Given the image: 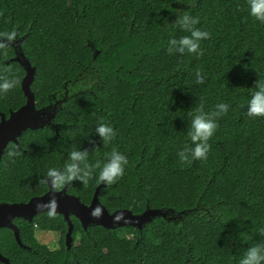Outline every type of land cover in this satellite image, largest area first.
<instances>
[{
    "label": "trees",
    "instance_id": "1",
    "mask_svg": "<svg viewBox=\"0 0 264 264\" xmlns=\"http://www.w3.org/2000/svg\"><path fill=\"white\" fill-rule=\"evenodd\" d=\"M175 8L210 33L201 41L202 55L168 51L170 39L188 34L168 23L177 18ZM17 40L37 67V107L69 93L58 129H28L19 146L7 149L0 202L42 195L48 170H62L74 149H88L86 163L94 165L116 148L129 163L122 178L100 191L110 211L197 210L200 216L185 220L183 214L181 225L157 217L142 232L133 226L85 230L73 217L74 243H80L69 251L64 216L44 213L20 223L32 249L21 248L10 229L0 230V248L12 264H239L249 245L264 244V117L247 115L256 82H264V23L249 15L246 0H191V6L176 0H0V82H15L0 93V122L26 103V71L11 60L16 50L10 43ZM196 71L206 75L204 84L195 83ZM219 103L229 111L216 120L207 158L182 163L178 152L191 143V119ZM102 122L117 131L107 146L94 130ZM98 171L87 183L70 182L69 192L91 203L102 183ZM36 227L58 232L61 247L40 245Z\"/></svg>",
    "mask_w": 264,
    "mask_h": 264
},
{
    "label": "clouds",
    "instance_id": "2",
    "mask_svg": "<svg viewBox=\"0 0 264 264\" xmlns=\"http://www.w3.org/2000/svg\"><path fill=\"white\" fill-rule=\"evenodd\" d=\"M177 3H187L191 6V0H176ZM248 13L255 20L264 23V0H246ZM173 11L177 14V18L174 21L168 23L174 27L179 28L181 31L188 33L180 38L170 39L168 51L202 55L201 41L208 39L210 33L206 30H202L197 27L199 19L192 16L187 11H181L175 8ZM14 33L9 34L8 39H12ZM206 75L200 71L195 72V83L202 85L205 83ZM14 81L9 82L4 80L0 82V93H6L14 86ZM255 91L251 94V98L247 104V115L249 117H264V82L260 79L256 82ZM66 90L68 95L69 91ZM229 111V105L226 103H219L215 106V111L211 113H203L195 115L190 121V128L188 136L190 138V144H186L183 149L178 152L180 161L191 162L193 160H204L210 151L211 145L209 141L214 136L217 130V118L227 114ZM95 133L103 142V146H107L112 143L117 135L116 129L110 124L99 123L95 127ZM97 146L94 150L98 149ZM88 149H74L68 154L70 162L66 163L62 170L50 168L47 172V178L50 183H54L57 186L64 182L80 181L87 183V180L92 176L96 169H99L97 173V181L102 182L107 186H110L122 178L125 174L126 166L129 161L125 154L116 148H112L110 154L107 155L103 163L96 162L94 165H89L86 161L89 158ZM14 155V154H12ZM55 201H49L46 204H38L37 208H48L49 216L52 217L55 210ZM92 215L99 217V209L93 210ZM120 217L117 216L116 220ZM259 233L264 235V227L259 229ZM239 264H264V244L256 243L247 247Z\"/></svg>",
    "mask_w": 264,
    "mask_h": 264
},
{
    "label": "water",
    "instance_id": "3",
    "mask_svg": "<svg viewBox=\"0 0 264 264\" xmlns=\"http://www.w3.org/2000/svg\"><path fill=\"white\" fill-rule=\"evenodd\" d=\"M14 42L10 44L15 46L16 56L11 60L20 63L26 71V76L22 82V89L26 96V103L16 111L12 110L9 116L5 113L2 114V120L0 122V163L10 143H16L19 145L20 137L28 129L37 130L49 125H54L58 129V115L61 105H63L68 99L65 91L62 95L58 94L51 96V102L49 105L42 108L37 107L36 94L32 90V85L37 75V67L32 64L21 49L19 41H16L18 42V46L15 45ZM104 186L106 185L101 183L96 188V192L90 204L84 203L77 195L70 194L68 192L69 185H66L62 190H57L53 186V183H50V189L48 192H45L40 196H35L27 202H2L0 203V229L4 227L12 229L15 233L16 239L21 245H23L19 227L15 224L14 219L23 218L32 222L39 214L49 212L48 208L38 209L37 205L46 204L47 202L54 200L56 205L54 214H62L69 225L66 234V245L68 250L71 251L74 244L73 232L75 228L73 217L80 220L85 230H88L90 226L98 225L107 229L133 226L142 232L144 227L157 217L177 220L180 223L179 225H181L183 214H186L185 220L195 219L200 216L197 213V210L181 211L178 214H174L176 213L174 210L160 208H148L142 213H134L128 208L110 211L101 201V198H99L100 191ZM96 209H99V217H94L92 215L93 210ZM171 212L173 214H171ZM117 216L120 217L119 220H116ZM0 260L5 264H11L10 260L3 257L1 253Z\"/></svg>",
    "mask_w": 264,
    "mask_h": 264
},
{
    "label": "flooded vegetation",
    "instance_id": "4",
    "mask_svg": "<svg viewBox=\"0 0 264 264\" xmlns=\"http://www.w3.org/2000/svg\"><path fill=\"white\" fill-rule=\"evenodd\" d=\"M16 45L18 46V42H17ZM68 91H69V90H68ZM68 91H67V92H68ZM44 107H45V106H44ZM25 132H26V131H25ZM21 137H22V136H21ZM21 137H20V138H21ZM11 144H12V143H10V145H11ZM10 145H9V146H10ZM16 145H17V144H16ZM18 146H19V145H18ZM8 148H9V147H8ZM8 148H7V149H8ZM20 148H21V147H20ZM6 152H7V150H6ZM6 152H5V154H6ZM5 154H4V155H5ZM1 162H2V161H1ZM0 164H1V163H0ZM45 180H46V182H47V184H48V190L46 191V192H48L49 189H50V183H49V180H48L47 177H45ZM66 185H69V188H70V182H67ZM66 185H65V186H66ZM53 186H54L55 189H57V190H62V189L65 187V186H64L63 188H58V187L56 186V184H54V183H53ZM69 188H68V192H69ZM44 193H45V192H44ZM44 193H43V194H44ZM69 193H70V194H74V193H71V192H69ZM43 194H42V195H43ZM75 195H76V194H75ZM39 196H40V195H39ZM33 197H35V196H33ZM33 197H32V198H33ZM78 197H79V196H78ZM80 198H81V197H80ZM81 200H82V199H81ZM27 201H29V200H27ZM27 201H21V202H27ZM82 201H83V200H82ZM3 202H10V201H3ZM83 202H84V201H83ZM0 203H2V202H0ZM10 203H14V202H10ZM18 203H20V202H18ZM84 203H86V202H84ZM86 204H87V203H86ZM88 204H90V203H88ZM39 215H42V214H39ZM39 215H38V216H39ZM38 216H37V217H38ZM37 217H36V218L34 219V221H32V222H29V221H27V220H25V219H23V218H15V219H14L15 224L18 225L19 230H20V235H21V239H22V243H23V245H21L17 239H16V241L18 242V244H19V246H20L21 248H25V249L30 248V249H32V247H33L32 245L26 244L25 241H23L22 234H21V228H20V223H21V221H25V222L27 221V222H29V223H33V222L36 221ZM4 228H7V227H4ZM1 229H3V228H1ZM1 229H0V230H1ZM8 229H10V228H8ZM10 230L12 231V229H10ZM38 230L40 231L41 229H40L39 227H36V236H37V234H38V233H37ZM12 232H13V231H12ZM50 232H54V233L58 234V232H56V231H50ZM13 233H14V232H13ZM58 235H59V234H58ZM14 236H15V233H14ZM15 238H16V236H15ZM37 238H38V237H37ZM37 240H38V242H39L40 245H42V246H43V245H44V246L46 245L47 247H49L50 249H52V248L49 246V244H48L47 242L45 243L44 241L42 242V241H40L39 239H37ZM65 243H66V240H65ZM79 243H80V242H75L74 245H79ZM66 246H67V245H66ZM60 247H61V242L59 243V247H58V248H55V249H52V250H57V249H59ZM67 249H68V248H67ZM0 253L2 254L3 257L8 258V259L10 260V262H11L10 257L7 256V255L1 250V248H0ZM0 263H1V264H5V263H4L3 261H1V260H0ZM11 264H12V262H11Z\"/></svg>",
    "mask_w": 264,
    "mask_h": 264
},
{
    "label": "rangeland",
    "instance_id": "5",
    "mask_svg": "<svg viewBox=\"0 0 264 264\" xmlns=\"http://www.w3.org/2000/svg\"><path fill=\"white\" fill-rule=\"evenodd\" d=\"M37 233H38L37 234L38 239L42 242L43 241L45 243L47 242L52 249L59 247V243L61 241L60 235L45 230H40V231L38 230Z\"/></svg>",
    "mask_w": 264,
    "mask_h": 264
}]
</instances>
